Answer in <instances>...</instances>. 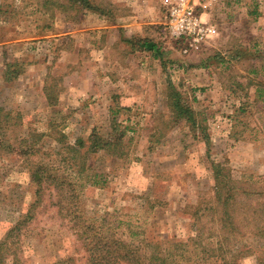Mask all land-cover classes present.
I'll list each match as a JSON object with an SVG mask.
<instances>
[{"label":"rangeland","instance_id":"1","mask_svg":"<svg viewBox=\"0 0 264 264\" xmlns=\"http://www.w3.org/2000/svg\"><path fill=\"white\" fill-rule=\"evenodd\" d=\"M94 1L110 14L0 0V103L21 114L24 132L42 133L48 149L61 146L58 132L70 143L94 128L107 135L113 119L126 131L122 157L89 159L103 184L76 179L84 217L102 236L136 245L168 240L179 261L193 245L189 264H264V0H190L207 28L198 40L172 34L167 6L175 0ZM132 36L157 41L163 57L132 51ZM237 48L239 60L232 58ZM13 61L21 71L3 83ZM169 84L204 120L208 138L184 120L166 123ZM46 85L56 102H47ZM212 162L247 182L225 225L211 208ZM34 188L22 160L0 150V240L34 200ZM49 191L12 249L22 264L63 257L87 264L85 241ZM247 209L245 221L239 215Z\"/></svg>","mask_w":264,"mask_h":264},{"label":"trees","instance_id":"2","mask_svg":"<svg viewBox=\"0 0 264 264\" xmlns=\"http://www.w3.org/2000/svg\"><path fill=\"white\" fill-rule=\"evenodd\" d=\"M41 5L44 8L49 6L51 12L55 9L63 10L66 7L75 11L95 9L103 15L110 14L109 8L103 5L98 6L94 0H41ZM127 42L131 45L132 51L143 50L151 52L155 58L163 57L162 47L154 39L132 36ZM238 49L234 50L235 54L233 53L232 58L239 60L242 55L239 54ZM249 52L258 53V50L252 48L249 49ZM20 71L18 61L6 63L2 73L3 83L16 78ZM253 72L257 71L254 69ZM168 88L172 119L167 120L166 123L184 120L191 129L201 130L203 136L208 138L204 120L197 119L195 110L183 99L180 91L172 84H169ZM44 93L48 103L56 102L53 86H44ZM243 110L242 107H239V111ZM125 132L113 119L112 130L107 135H102L94 128L86 138L78 137L75 142L70 143L67 141L66 134L58 132L54 139L61 146L48 149L40 143L42 133L24 132L21 114L0 103V150L22 160L28 168L29 178L35 187L34 200L26 206L27 209L8 230L6 237L0 240V264H22L18 252L12 248H14L13 246L17 248L22 237L21 232L29 227V224L36 218L35 211L43 201L44 192L49 189V192L54 191V196L57 198L55 202L58 211L63 214V217L68 218L71 223L70 227L75 229L78 238L85 241V247L89 253L87 264H189L190 261L187 259L195 250L193 245L187 249L183 248V251L187 250L188 254H183L185 261H179L178 254L171 250V243H173L171 241L150 243L143 240L136 245L112 234L105 237L98 232L96 226L91 225L84 217L79 198V192L83 185L78 184L76 179L86 178V181L92 184H103L104 181H97L99 177L102 180L103 176L92 167L89 159L91 155L101 152L122 157L124 155L122 140ZM211 167L214 178L211 208L216 207L218 217H221L220 221L222 225H225L227 220L232 219V215L228 211L231 202L237 200L236 197L241 195L240 192L247 190L243 185L247 182L236 181L231 176L229 168L222 163L212 162ZM257 192L260 190L257 189ZM242 214L239 215V218L244 217V220L247 221L246 218L250 216V211L247 209ZM9 238L10 240H8ZM166 243H168L167 246ZM181 244L186 245L184 242ZM179 256L181 257L182 254L180 253ZM260 257H264V254ZM69 259L63 257L55 264H66Z\"/></svg>","mask_w":264,"mask_h":264},{"label":"built area","instance_id":"3","mask_svg":"<svg viewBox=\"0 0 264 264\" xmlns=\"http://www.w3.org/2000/svg\"><path fill=\"white\" fill-rule=\"evenodd\" d=\"M190 0H175L167 6L168 25L173 35L177 37H193L198 40L205 35L207 28L200 17L194 13Z\"/></svg>","mask_w":264,"mask_h":264},{"label":"crops","instance_id":"4","mask_svg":"<svg viewBox=\"0 0 264 264\" xmlns=\"http://www.w3.org/2000/svg\"><path fill=\"white\" fill-rule=\"evenodd\" d=\"M107 27H108V26H107ZM99 51H102V52H103V51H104V47H103V48H101V49H99Z\"/></svg>","mask_w":264,"mask_h":264}]
</instances>
